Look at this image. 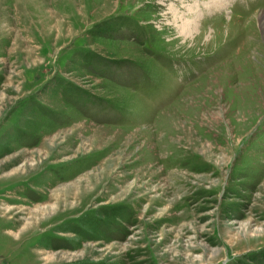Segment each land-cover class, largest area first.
I'll return each mask as SVG.
<instances>
[{"label":"rangeland","instance_id":"1","mask_svg":"<svg viewBox=\"0 0 264 264\" xmlns=\"http://www.w3.org/2000/svg\"><path fill=\"white\" fill-rule=\"evenodd\" d=\"M261 12L0 0V264H264Z\"/></svg>","mask_w":264,"mask_h":264},{"label":"bare ground","instance_id":"2","mask_svg":"<svg viewBox=\"0 0 264 264\" xmlns=\"http://www.w3.org/2000/svg\"><path fill=\"white\" fill-rule=\"evenodd\" d=\"M199 6V5H198ZM202 7V6H201ZM201 9V8H200ZM187 10H188V12H191L192 13V16L190 17V19H187L186 18V20H185V26L186 27H189L190 29L193 27V25H194V23L196 22V20H197V15H196V13L195 12H197V10H193V7L192 6H190V7H187ZM174 13H175V11H174ZM177 13H179V11L177 12ZM180 14H181V12H180ZM183 14H185L184 12H183ZM181 17H182V15H181ZM258 18V17H257ZM259 19H260V21H261V24L264 26V12H261V14L259 15ZM250 36V35H249ZM248 36V37H249ZM251 37H253V36H251ZM251 39V38H250ZM253 49V52L254 53H259L258 52V46L257 45H255L254 46V48H252ZM259 57V56H258ZM262 62V60L259 58V60H258V63H261ZM255 65V64H254Z\"/></svg>","mask_w":264,"mask_h":264}]
</instances>
